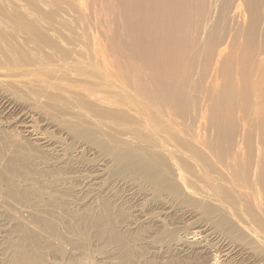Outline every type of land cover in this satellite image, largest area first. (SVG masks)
<instances>
[{
	"label": "bare ground",
	"instance_id": "6f19581e",
	"mask_svg": "<svg viewBox=\"0 0 264 264\" xmlns=\"http://www.w3.org/2000/svg\"><path fill=\"white\" fill-rule=\"evenodd\" d=\"M0 1H1L0 5L2 6V4H3L5 7L4 9L7 8L10 10V8H8V6H11V5H9L10 4L9 0H0ZM11 1H13V0H11ZM14 1L17 3L16 0H14ZM80 1H82V0H79L78 2H80ZM84 1H82V2L87 7L89 5V2L87 5V1H89V0H86L85 1L86 3ZM125 1L126 0H124V2ZM129 1H130V4H129V2H128V4L131 5L132 10H131V7H130V9L128 8L129 13H127V15H130V18H129V16H125V20H126V17H128L127 19L128 20L130 19L133 26L130 23H128L130 21L126 20V21H128L126 23V24H128V30L131 29V31L134 32L133 33L134 35L136 34V35L140 36V34H142L145 30L142 31V33H141L140 29H142V28L139 29V27H144L147 25L149 27L151 26L152 29H150V30H152V35L155 38L161 39L160 45H163V47H164L163 48L162 46H159V48L156 50V53L154 52L156 55H158L157 51H160V47L163 48L160 52L168 53V51L170 50V53H171L172 51H171L170 47H172V44H173V39H174L173 37H176L177 33L181 29V26L185 25L184 27H186V26L190 25V23L189 24L186 23V20H188L187 22H190V21L193 22V25L190 28L188 34L190 33L192 38H194V43H195V41L197 42V40L204 42L205 48H207L208 55L211 57V61L213 60L211 62L212 65L211 64L209 65L210 62L208 63V60L206 59L207 56L205 57V55H203V57H204L203 59L207 60L208 66H213V68L211 67V69H212L211 72L210 71L208 72V69L210 70V68L207 67L208 69L206 71L209 73L208 78L202 76V74H201L202 77H201V80H199V82L203 81V79H205V78H206L205 79L206 81L208 80V83L211 86L210 88L212 89V91L207 90L208 92L207 91L206 92L208 93V95L209 94H211V95H209V97H207V98L203 97V96L200 97V95H202L204 93V91L202 92V94H199L198 92L201 89V88H199V90H195V91H198V92H196V93H198L197 94L199 96L198 97L196 95V93L194 95V92H193L194 89H196V88H193V91H192V89L189 87H188V90H186V91L183 90V94H181L182 90H180V87L170 86L169 83L171 82V80L168 82L166 80H164L165 82L164 81L163 82H164L165 86L162 85V83H161L162 81H160L159 83L162 85L161 87H160V85L158 87H156V85L154 86V84L153 85H152V83L150 84L148 81H150L151 79H155L151 75H153V73H154V72L152 73L153 67H154V70L156 69L155 68L156 67V61L158 62V59L156 60V56H154V53L152 52L153 55H151V56H154L155 60H152L153 57L150 56L151 58L150 59L148 58L149 60H147V62H146L145 61V59H147L146 55L148 54L147 52H149V51L146 52L147 53L146 55H144L145 53L143 55H142V53L141 54L138 53L137 54L138 58H136V56H135L136 59L134 61H133V58H132V61L130 59V57H133L134 52L133 53L131 52L132 55H129L130 60H128V56H127L128 53H125L123 55L124 57L126 55L127 59L122 56L123 59H126L125 62H128V61L131 62V64L129 62L128 63H129V66L131 67V70H132L130 72L131 73L133 72V74H135L138 71L137 70L134 73L135 70L133 71V69H132L134 67L133 64L136 60L141 61V59H143L145 62H143V60H142V62L144 64L147 63V65H148V61H150V62H151V60L155 61L154 62L155 65H153V67L151 66V64L149 65V68L151 66L152 69H148V70L146 68H143V67H145V65L140 64V61H139V64L142 65L141 67H142L143 71L146 70V72L142 71L143 73H139L141 70V68H140L138 75L134 76L132 78L133 81L128 79L129 81H131L133 88H129L128 86L126 87V85H122V82H120L121 79L119 81V76H121V75H118L119 74L118 70H112V69L108 68V66L106 67L108 69L104 68L106 66V64L108 63L107 62L105 64V59L103 60L104 62L100 61V62H102L100 64H104L105 66L103 67L102 73L99 71V74H98V72H97V74H98L97 78L94 77L96 75V73L94 76H90V75L88 76V74H86L87 79L86 78L84 79L85 74H82L84 76H80L81 74L80 75L79 74L74 75L72 73L73 78H74V79H72V80H74V85H70L67 82V80H66V83L68 85H64L66 83L61 84L65 80H63L61 78L62 74L58 73L57 69L63 70V72H65L66 69L69 71H71V70L68 69V64L66 62L55 61V65H53V66L51 65V68L52 69L54 68V70L56 69L57 71L53 70L54 72L52 73V71L49 70L50 67L45 66V67H47V70L51 72L52 75H50V76L53 78V76H54L53 74H55L57 72V74H59L60 78L57 75L58 78H53L54 82H55V80L58 82H61L59 84H61L62 87H63V85L65 87L70 85L69 87H67V89L65 87H63V89H62L61 85H59V87H58V84H57V86H56V84L49 78L50 76L47 75L49 80H51L57 88L63 90V92L61 90L59 92V94H57L59 89L58 90H57V88L55 89L54 85L52 84L53 86H51V84L48 82L49 80H44V78H43V75H45L47 73L44 72L45 73L44 74L42 71L44 69H45L44 71H47V70H46V68H44L41 71L40 66L42 65L43 62L41 63L40 59L42 56L41 54H43V57H44V53L46 54L45 58L47 57V54L53 48L54 44H52V43H55L56 45L63 44L65 42V39H64V41L60 40V38L55 33L56 30L54 31L53 28H51L54 26L50 25L51 27H49L47 25V22L46 23L40 22V20H39L40 17H38L41 15L40 13L34 17L33 15L30 14V12L28 13V10H26V12H24V14H25L24 16L29 21V23L32 20V21H34V25L37 24L38 26H40V27L35 26L37 28V29H35L33 27L34 26L33 25L32 26L33 31L36 30L35 31L36 34L37 33L41 34L42 31L39 29L42 28V30H44L43 32H46L44 34H48V36H49L48 38L52 39L54 42H52V43L50 42L52 44V47H49L50 46V43H49L48 47H44V45H42L41 48H39L37 46L39 44V42H38V44L32 43L33 45L31 46L30 45L31 41H27V39H28L27 33L24 36V38H26V36H27V39L21 38L22 35L20 36V33L18 31L16 32V31H11L9 29H6L7 25L6 24H5L6 26L4 25V21L6 23L7 18H2L3 24H1V22H0V27H1L0 36L2 37V38H0V109L2 110V108H3L2 112H4V114L5 113H14L16 115V118L14 120L13 119L11 120V117H10L11 115L9 116L10 120L12 121L13 127H15L17 130L18 135L16 134V136L15 135L14 136H15V138L16 137L19 138V140H17V138L15 139V143H16V141H18L17 143L24 144V147L29 146L30 148L33 149V151H32L33 153L36 152L35 154L40 155L39 157H42V158H39L38 155H35L29 151L30 153H32V154H30L29 152H27L28 149L25 151V149H22L21 147H20L21 150L15 151L14 148L17 149L19 146L14 145L13 144L14 142L10 141V140H9L10 144H13L12 146L14 148L11 147L9 149L10 150L13 149L15 151V155L18 156L17 161L19 160V157L21 160L22 159H24V160H26V159L36 160L37 161V167H39L41 169L42 168L47 169L48 167L51 169L55 168L56 170L59 169L60 173H58V175L56 177L51 175L47 179H44V180H41L42 178L39 179V180H41V182L38 181L42 185L45 182L46 183L45 185H47L48 187H49V185H51V186L54 185V186H56V188L54 187L56 190L59 187V189H61V191L63 189V190H67V191L73 190V192H75L73 189L75 186L70 187V184H71L70 182L75 181V179L78 177V176L77 177L75 176V173L76 172L78 173L79 171H76L74 173L66 172L69 169L73 171L71 166H79V163H81L82 161L85 160V162H83L84 165H82L81 168H83L86 165H87L86 167L96 168V171H95V169L92 170V171H95V173H93L91 175L86 174L85 176L79 175V177H78L84 185V186L81 185L82 189L80 190V192L84 193V194L82 193L84 196L82 199L83 204L86 203L87 200H88L89 204L91 203V202H89L91 200L93 203V201L95 199L94 197L96 195H98V191H100V194H105V195L107 193L111 192L113 185H117V187L123 186L122 188H125V190H126V194L124 196H131V197L135 198L136 201L142 200V201H140V203L142 202V204H139V207L137 206L138 208L134 209L132 206L133 210L132 209L131 210L133 212L131 211V215L127 214V213L125 214L124 212L119 213V211L117 210L119 215H118V217H115L116 216L115 215L114 218H116V220H118V221L122 220V222L120 221L121 222L120 225H119V223H117L118 226L114 224L117 227H115L113 224L112 225H113V227H115L117 229L119 228L121 233L116 232L115 231L116 229H113V227L111 226L112 220L114 218L112 220L110 218V217H112V210L113 209L111 210V208H110L111 205L108 204V202H107L108 198L106 200L102 199L100 205H98L97 202H96L97 205L94 203V206L96 205L97 207L93 206V208L96 211H100L99 215H101L103 213L100 216V226H99V227L103 228L102 230H106L109 227V229L112 230L111 232H114L117 234V235H115L113 233V236H115L116 238L119 236H122V235L124 236V234H122V233H126V234L129 233L130 235L134 234V235H136L137 238H139L138 240L136 238L137 241L130 243V244H128L129 241L126 240L124 242L122 240L123 242H121L120 244H117L115 247L113 246L114 249L112 248L115 251V252L113 251L115 257L121 256V254H125V253L136 252V251H138V253H140L139 251H143L141 253L142 257L139 256L140 257V258L138 257L139 259L137 257H135L134 260L130 259V260H132L130 264H264V0H129ZM41 2L44 3V0H42ZM50 2L51 1H49V5H47L48 2L46 5L50 6ZM122 2H123V0H120L121 7H122ZM16 3H15V5L13 4V6H15V7L19 6ZM23 3H24V1H23ZM33 3H35V2H33ZM43 3H41V6L39 4L40 9L42 6H46ZM104 3H106V2H104ZM81 5H79V8H80V11L82 13L85 11L84 9H86V8H85V6L82 5L84 8L83 9ZM91 5L94 8H92V9L89 8V11L95 10L96 14H95V12H93L94 17H95V15L97 16V9H95V6L93 5V3H91ZM113 5H115V4H113ZM129 5H127V7ZM117 6L118 5H115V8ZM123 6L125 7L126 3L125 4L123 3ZM36 7H38V5H36ZM100 7H101V4H100ZM127 7H126V9L124 8L126 11H127ZM14 8H13V10H14ZM42 8L44 9V7H42ZM106 8L107 7H105V9ZM110 8L112 9L111 11H113V9L116 11H120V9L117 10L114 7L113 8L109 7V9ZM103 9H104V7L101 9V11H103ZM18 10H19V8H18ZM87 10L88 9H86V11ZM121 10H122V8H121ZM193 10L195 11V13L192 12ZM41 11H42V9H41ZM116 11H115V14H116ZM131 11H132V13H131ZM3 12H4V10H3ZM16 12H17L16 17H17V16H19L17 14H20V13H18V11H16ZM36 12H38V11H36ZM107 12L109 13V11H107ZM12 13H13V11H12ZM122 13H123V11L121 12V16H122ZM191 13H193L191 15L192 17H190V15H189ZM110 14H111V12H110ZM115 14H113V15H115ZM0 15H1V12H0ZM101 15L103 16L102 13H101ZM109 15H107L108 18H109ZM63 16L66 19H70V18H72L73 15L71 16L67 12ZM102 16H101V20L104 21V19H102L103 18ZM112 16L110 15V18ZM1 17H2V15L0 16V18ZM19 17L21 18V16H19ZM104 17L106 18V16H104ZM117 17H118V20L121 21L119 19L120 16H117ZM14 18L15 17H13V19ZM23 19H24L23 17L20 20L18 18V22H19L20 26L16 27L15 29L22 26V29L24 30L23 23L21 21ZM190 19H192V20H190ZM107 20H105V22ZM115 20L116 19L114 18V20H113L114 23H115ZM11 21H13V20H11ZM28 21H26L27 27H29ZM122 21L124 22V20H122ZM183 21L185 24L183 23ZM48 22L51 23L50 20ZM111 22H112V18H111ZM111 22H110V24L112 25ZM100 23H102V22H100ZM116 23H115V26H116ZM9 24H11V23H9ZM14 24L16 25V23H14ZM14 24L13 25L11 24V27L12 26L14 27ZM53 24H54V22H53ZM58 24H60V22H58V23L56 22L55 26H59V28L61 25L63 26L62 23H61V25H58ZM126 24H125V26H127ZM141 24L144 26H142ZM186 24H188V25H186ZM2 25L5 26V27H3V29L5 28L4 29L5 31L2 29ZM111 25H110V28L108 29L107 27H109V24H106L105 27L107 28V30L105 31L102 28L103 26L101 27V24H100V28L103 30L102 31V33L104 34L103 36L107 37V35H109V33H110V30H113L115 28V27H112ZM27 27H26V29H27ZM65 27H68V26H65ZM65 27H64L65 31H62L60 28V31L58 29V33H61V34H63V32L66 33L67 28L65 29ZM120 27H121V24H120ZM136 28H138L139 30H136ZM62 29H63V27H62ZM145 29H146V27H145ZM37 30H39L40 32L39 31L37 32ZM70 30H71V28H69V30H67L68 32L66 35H64V37L70 33ZM118 30H119V34H121L119 28L117 29V31ZM6 31L8 32L9 38H11V39H9V38L6 39L7 45H9V42H11V43L19 42L20 43L23 39H24V41L26 40L27 42H29L28 44H27V42L24 43V45L27 44L25 51L27 50V51H29V53H31L30 54L31 61H28V62H31V64L26 65V64H24V60H22L23 62L22 61L20 62L19 59H18V61H19V64H18V61L16 62V60H15V59H17L16 57H20V56H21L20 57V60H21L22 55H24L26 58L28 53H27V55H25V53L24 54L19 53V55H20L19 56V55H15L16 50H14L13 47H12V49L15 51L14 55H12V53L10 54V52H8V50H6V49H9V51L11 50V45H10V47L7 46L8 48H6V44H5L6 40L4 37V36H6L5 35ZM27 31H28V29H27ZM104 31L105 32L108 31V33H106L107 35H105ZM31 32H32V30L30 29L28 31V34L30 35ZM115 32H116V30H115ZM121 32H122V30H121ZM102 33L100 30V34H102ZM122 33H124V30ZM144 33H146L147 37H148L147 31ZM22 34H24V33H22ZM40 34H38L39 37H40ZM129 34L127 36H130ZM115 35L119 36L118 33H115ZM125 35L126 34H124V39L130 38V37L125 38ZM132 35H131V38H134V35H133V37H132ZM181 35H183L182 36V38H183L182 41H183L186 37L184 38L185 34H183V33H180L179 36H181ZM35 37H37V36H35ZM147 37H145V39H147L149 42H153V41H150L153 38L148 37L149 38L148 39ZM31 38H30V40H32ZM40 38H42V40H44L45 42H48V40H49V39H46L47 37L46 38L40 37ZM121 38L123 39V36ZM177 38H178L177 41H179V39L181 37L179 38L177 35ZM114 39H116V38H114ZM119 39H117V41H119ZM137 39H139V38L135 39L136 44L137 43L139 44ZM159 39H157V40H159ZM33 40H35V39H33ZM102 40H104V39H102ZM147 40H145L143 42L140 41V42L144 43V45H147L148 44ZM12 41H14V42H12ZM189 41H190V39L188 40V44H189ZM191 41H193V40H191ZM100 42H102L101 39H100ZM109 42H110V39H109ZM145 42H146V44H145ZM175 42H174V44H176ZM186 42H183V43L186 44ZM102 43H104V42H102ZM121 43H123V40H122V42L120 41V44ZM194 43L191 44V46L194 45L192 47H196V52H198V53H196V52H193V54L190 53L193 57L195 55L194 53H196V55H199V51L202 50L201 49V46H202L201 43L199 45L200 49L197 45L195 46ZM21 44L23 45V43H21ZM140 44H139V46H140ZM14 45L16 46L17 44H14ZM114 45L115 46L117 45V47L119 46L118 44H115V43H114ZM114 45H113V47H114ZM130 45H132V44H130ZM130 45L128 44L129 47H130ZM102 46L100 45V48ZM109 46L110 45H108V47ZM139 46H138V49H139ZM149 46H152V48L150 50H152V51L155 50V47H153V43H152V45L150 43ZM2 47H4V48H2ZM103 47H105V44ZM108 47L107 48L105 47V49L107 50ZM117 47H115L114 49H116ZM121 47L119 48L120 50L119 49L116 50L117 53L121 52ZM125 47H127V41H126ZM129 47H127V49ZM144 47H146V46H144ZM157 47H158V45H156V48ZM175 47H176V45H175ZM182 47L186 48V46H184V44ZM197 47H198L199 51L197 50ZM188 48H189V45H187V50L184 49V52L185 51L188 52L189 50L193 49V48H191L188 50ZM1 49H3V51ZM105 49L104 50L102 49L103 51H100V53L101 52L103 53V54L101 53L102 55H100V56L104 57V55H107V54L110 55L111 54L114 57H118V56H115V53L114 54L111 53V51L109 52L107 50L109 52V53H107V51H105ZM114 49H111L112 52H116ZM127 49L124 48V51L123 50L122 51L125 52V50H127ZM130 49H132V51H133L134 45H133V47L131 46ZM146 49L149 50V48H146ZM136 50H135V52H136ZM23 51H24V48H23ZM104 51L107 54H105ZM123 52H122V54H123ZM122 54H120L118 57V62H119L118 65L119 66H120V63L122 64L124 62V61H121V55ZM175 54H176V52H175ZM201 54H203V53H201ZM141 55H142V57L140 58ZM181 55L182 56H180V57L184 58L183 55L187 56L189 54L182 53ZM196 55H195L196 59H193V60H197ZM14 56H15V59H14ZM143 56H145V57H143ZM148 56H149V54H148ZM166 56H167V54H166ZM168 56H169V59L171 60L170 55H168ZM178 56H177V58H178ZM190 56L188 58H190ZM234 56H241V57H239V60H240V58H242V60H240L239 63L241 62V64H240V65H242L241 69L242 68L243 69L242 70L238 69L240 71V72L237 71V72H239V74L236 72V70L234 71V69L232 71L236 72L238 75H241L242 78H245L247 80V82L245 79H244L245 80L244 81V80H241L242 78H240V80H238V81L239 82L241 81L240 83H242L244 81V84L242 83L239 85H241V86L243 85V86L241 88L240 87L238 88V86H237L238 84H236L237 88L235 87L236 88L235 89L234 87H232L233 88L232 89L233 91H232L230 87L226 86L227 89L224 87L225 86V78L224 79L222 78V83L224 82V84H222L223 85L222 88L220 90L217 88L215 89V86H216L215 82L217 81V80L215 81L217 69L222 70V67L220 68L219 66L222 65V62L224 59L226 62L225 57H227L228 60L230 61L229 58H233ZM43 57H42V60L45 59V58L43 59ZM200 57H202V56L200 55L199 59H200ZM210 57L208 59H210ZM175 58L176 57H174V59ZM185 58L187 59V57H185ZM192 58H190V60ZM160 59L161 58L159 57V61L163 62L162 59L161 60ZM188 60H187V64H185V66L187 65L189 67ZM206 60H204L205 64H206ZM115 61L116 60H114V62ZM169 61H168L169 64L167 67H169V65L171 63ZM173 61H172V63H174ZM175 61L177 62V60H175ZM178 61H181V59ZM199 61H197V62H199ZM231 61L227 62V64H229V63L231 64ZM234 61H235V59H234ZM109 62H111V64L113 63L112 61H109ZM132 62H133V64H132ZM137 62L138 61H136L135 65L138 64ZM161 62L159 63V65L162 64ZM10 63L12 65H14V67H12L10 65ZM21 63L23 65H21ZM26 63H27V61H26ZM164 63H165V61L163 62V64ZM181 63H183V61ZM194 63H196V62H194ZM163 64L161 66H163ZM177 64H180V63L177 62ZM177 64H176V66L179 69H181L180 70V72H181L182 68H180ZM183 64H180V66L184 67ZM234 64H236V63L234 62ZM8 65H9V67H8ZM159 65L157 66L158 71L159 70L163 71V69H164L165 72L164 71L163 72L166 74V71H168V69L166 68V63H165V66H163L160 69H159ZM190 65H192V63ZM197 65H199V64L197 63ZM197 65L195 66L196 68H197ZM48 66H50V65H48ZM222 66H224V65H222ZM229 66H232L233 68H235L233 64L229 65ZM135 67H138V66H135ZM188 67H187V69L189 72H187V69L184 67L186 70L185 72H187L186 74L189 73L190 76L196 75V74H191L190 69L192 72L193 68H190L191 67L190 66L189 67L190 69H189ZM195 67L193 69V72H195V70H196ZM41 68H43V65L41 66ZM120 68H121V66H120ZM127 69H130V68L127 67ZM171 69L169 67V71ZM175 69H176V67L173 68L174 71H175ZM200 69H202V68H200ZM200 69L198 70V73L201 72ZM253 69H255V70H253ZM38 70L41 71L39 73L43 74L42 77H40L41 74L38 73V75L40 77L39 79L43 78L44 81L38 80V77L36 79L35 78L33 79V77H32V76H34L33 74L34 73L36 74V72ZM121 70L125 71V69L124 70L121 69ZM225 70L227 71L228 68H225ZM225 70H224V73H226ZM148 71H151L150 73H152L151 75L148 74L149 76L147 75V73H149ZM169 71L167 72V74L169 73ZM252 71H255V75L254 74L252 75V73H253ZM156 72L157 71L155 70V73ZM160 72L155 74V76L156 75L160 76V74H161V78H165L167 74L165 75V74H162ZM177 72L180 74L179 70ZM222 72L223 71H221V73ZM227 72L229 74V70ZM100 73H101V77H100ZM195 73H197V71ZM204 73H205V71H204ZM221 73L219 74V76L221 75ZM143 74L147 76V79H146V76H144ZM189 74H188V76H189ZM235 74H234V76H235ZM72 75L70 74V72L68 74L65 73L64 78H71ZM171 75L172 74H170L169 76L171 77ZM173 75L171 77V79L173 78L172 82L175 80L174 77H175L176 73L174 76ZM183 75H185L184 70H183ZM198 75L199 76H197L196 78L194 76L196 82H197V78L198 77L200 78V73ZM222 75H225L224 77H226L227 73L222 74ZM222 75H221V77H222ZM36 76H37V74H36ZM47 76L46 75L44 76L45 79ZM163 76H165V77H163ZM177 76H178V74H177ZM188 76H186V78ZM190 76H189V79L191 80ZM248 76L250 78H248ZM88 77L89 78L91 77V79L89 80ZM148 77L149 78L151 77L150 80H148ZM235 77H237V76H235ZM228 78H230V76ZM234 78L232 77V79H234ZM143 79H144V81L146 79V81L144 82ZM181 79H182L181 83L186 81L185 79H184L185 80L184 81L183 78H181ZM192 79H193V77H192ZM219 79L217 81L218 83H219ZM137 80H140V81H137ZM158 80H160V78ZM195 80H193V81H195ZM226 80H227V78H226ZM129 81H127V82H129ZM155 81L157 82V79H155ZM175 81H177V83H178L179 80L176 79ZM206 81H205V85L207 83ZM166 82L169 84L168 87L166 86L167 85ZM189 82L187 81V83H189ZM199 82L197 84H199V86L201 87L202 83L200 84ZM232 82L233 81H231V83ZM192 83H193V86L195 87V85H194L195 83L194 82H192ZM227 83L231 84L229 82H226V84ZM148 84L150 87L154 86L156 89L160 88L159 90H156V92H154L155 90L154 91L152 90L155 93V94L153 93L154 96L150 95V93H152V91H150V92L148 91L149 94L146 93V90H147L146 86H148ZM205 85H203L202 87H205ZM206 86H208V84ZM36 87L37 88L41 87L39 94L37 93L39 89H37V91H36V89H35ZM43 87H45V89ZM53 87H54V90H57L56 94L55 93L54 94L56 96H58L59 100L61 101V102L59 101L58 104L56 102L57 97L54 96V94H53V96H51L52 95L51 90H50L51 92H49L50 94H48V95H50V100H48L49 99L48 95H46L47 96L45 99L46 101L43 99V97H45L44 94L46 91L43 92V94H42L43 96H40V94L42 93L41 92L42 88H43V90H49V88L52 89ZM162 87H164V88L167 87V88L164 89L163 91H161ZM218 87H219V85H218ZM64 88H65V90H64ZM228 88H230V89H228ZM29 89H32L35 92V94L36 93L38 94V99L36 98L37 96L33 97V95H35V94L32 93V90L30 91ZM185 89H187V88H185ZM223 89H225V90H223ZM28 90L30 91V93L32 95L27 92ZM216 90L218 92L220 91V93L217 94ZM158 91H160V92L157 93ZM17 92L21 93L22 95L24 93L23 96H25V95L27 96V94H29V96L20 97L21 95ZM53 92H55V91H53ZM209 92H211V93H209ZM238 92L240 94L242 93L241 97H243V98L246 97L244 99V101L245 102L247 101L245 104L246 108H243V109L241 108L240 111H236L237 107L234 108V106H233L234 104L238 105V103L236 101H233V99L237 100V99H235L236 96H234V95ZM47 93L48 92H46V94ZM139 94H142V96H140ZM143 94H145L147 96L145 97V95H143ZM231 94H232V96H231ZM17 95H18V99L16 98ZM148 95H150V97ZM242 95H244V96H242ZM194 96H196V98L199 99L198 102H197L198 99L196 100L194 98ZM230 96H231V98H229ZM237 96H239V94H237ZM19 97L25 98L27 100L25 101V103H23L22 100H25V99H22L21 100L22 102H21V101H19L20 100ZM41 97L45 101L43 106L44 105L46 106L45 103H47V101H49L48 104L50 102H52L51 98L55 102V103L53 102L54 108L56 106L58 107L59 104L62 106H63V104H66L65 107L63 106L64 112L63 113L61 112V115H60L58 113L59 112L58 111L57 112L58 117L55 115H52V112L54 113V111H53L54 109L52 108L53 107L52 103H50V106H52L51 108L47 109L48 107L46 106V109L48 111L46 109H44V110L41 109V105L43 102V100L41 101ZM151 98L154 100L153 102H152ZM228 98H229V100L233 98L232 99L233 102L228 103L227 102ZM240 102L242 103V101H240ZM61 103H63V104H61ZM231 103H233V104H231ZM22 105H25L26 107H23ZM241 105L243 106L244 104L242 103ZM62 106L58 107V108H60L62 110V108H63ZM234 109H236L234 117L237 113L238 114V116L236 115L237 118L232 117L233 113H234ZM50 110L52 111V112H50L52 117L50 116V114H48ZM56 111H57V108H56L54 114H56ZM37 118H41V120L43 119L46 127L48 126L47 128L59 131L62 134L61 137L55 138L53 136L54 133H52L53 137H51L50 135L46 134V132H45L46 130L39 131V129H38L39 126L37 124L38 122L36 120ZM245 118H250L249 121H251L252 123H253V121H255L254 123H258L260 130H258V131L252 130L251 122H249V121L248 122L250 123L251 127H248L246 122H245ZM246 120H248V119H246ZM48 121H50V122H48ZM0 123H2V122L0 121ZM254 123L252 124L253 126H255ZM46 127H44V128H46ZM253 129H256V127L255 128L253 127ZM0 131H1V126H0ZM11 131H12V129H11ZM7 132H9V131H7ZM11 136H12V133H11ZM5 138L7 139L6 136H5ZM12 138H13V136H12ZM2 139H3V137H2ZM9 139H11V138L9 137ZM66 140H69L70 143L67 144ZM3 141L5 143L7 140L4 139ZM9 141L7 142V144H9ZM3 145H5V144H3ZM15 146H17V147H15ZM2 147H1L2 152L0 151V154H1L0 155L1 156L0 157L1 158L0 159V169H1V165H3V162L5 160L4 158L8 157L9 152H11L8 149L6 150L7 146L6 147L4 146L5 147L4 150ZM8 147H10V146L8 145ZM32 149H30V150H32ZM13 150H12V153H13ZM3 151H5V152H3ZM12 153H11L12 156L10 155V157H13ZM84 156H90L91 159L90 160L83 159ZM13 158L16 159L15 157H13ZM11 164H13V163H11ZM11 164L9 163V166ZM25 164H23V165H25ZM5 167H7V166L5 165ZM39 168H37V169L35 168V172H37V170ZM63 170H66V171L63 172ZM1 171H3V170H1ZM11 171H13V170H11ZM11 171H9V172H11ZM39 171H41V170H39ZM39 171L37 172L38 175L36 174L37 176L40 175ZM92 171H90V172H92ZM30 173H32V171ZM30 173H28L29 176L31 175ZM63 173H65V174H63ZM87 173H89V172H87ZM28 174L26 175L27 177H28ZM71 174H73L74 176ZM5 176H7V175H5ZM12 176H13V174H12ZM26 176L24 177L25 180L22 178V180H20V181L14 180L13 182H11V184L9 183L10 185L8 183H7L8 185L5 184L6 187L7 186L10 187V190L8 193H6L5 196H2L0 198V200H1L0 204H2L1 207H3L4 204H5V206L7 205L6 203H11V202L16 203L15 199H17V197H19L18 196L19 194H22L24 197H25V195L27 196L28 194H31V197H32L31 200L34 202L31 204L36 205V207H34V205L29 206L31 200H30V202H26V200L25 199L23 200V197L20 196L19 198H22V200L25 201L24 203H28V204H26V205L22 204V200H21V205L17 204V205H20L19 207H21V208H19V209L15 208L18 211H16L15 209H14L15 211H13V209L11 210L13 212H17L18 214L20 213V215L23 214V215H27L28 217H32V219L29 220V222H28L26 220H21L22 219L21 217L23 215L21 217L18 216V217H20L21 223H20V226H18L16 223V226H18V227H15V228H18V229L15 230V234H16L15 238L19 237L21 239L16 240L14 238V240H16V241L12 242V240H11V242H10L9 239L6 238L9 241L10 246H8L7 249H6L7 246H5V248H4V249H6L5 251H4V249L2 251L1 245L3 244V241L5 242L7 240L1 241L3 239V237H0V243L2 242L0 245V249L2 252H4L5 255H8L7 257L4 255L3 258H0V264H6V263L7 264H44V263H41L40 261L38 263V261H36L34 258L35 257L34 254H33L34 259L32 258L31 254H32V252L34 253L33 248H32V247H34V244L32 245L31 243H27V242H33L36 239V237L39 235L38 243H41V242L48 243L50 237L52 238V236H53V234H52V236L47 235L46 237H49V239L46 238L48 241H46V239L40 238V234H43L44 232L46 234L51 233L49 230L54 228L53 225L55 222L54 223L50 222L51 223V224H49L50 226L53 224L51 229L48 228L49 226H47V229L45 228V226L49 222H46V224H43L44 228H42V230L43 229H46V230H44L43 233H39L42 231L41 230V226H42L41 222L42 221H40L41 220L40 216L43 217L42 215L44 214V210H43V212H41L40 210L38 211L37 205L40 206V203H42V202H48V203L51 202L53 204L54 203L56 204L58 199L61 197L59 195L56 196L55 193H54L55 195L53 193H51V191H53V192L56 191L55 189L52 190L53 186L51 187V190L47 191L46 193L42 192V191L41 192L38 191L39 189L35 190L36 188L34 189V186L38 185L37 181L35 180L37 184H35L33 186L34 183L31 180H29V177L27 178ZM37 176H34V174H33L30 177V179L32 177L35 178ZM40 176H42V172H41ZM66 184H67V186H66ZM45 185H43V186H45ZM47 186H45V187L48 188ZM48 189H50V188H48ZM75 190H76V188H75ZM92 190H94V191H92ZM61 191H58V193ZM19 192H22V193H19ZM70 192H72V191H70ZM62 193H64V192L62 191ZM59 194H61V193H59ZM67 194H69V191ZM67 194H65V195H67ZM65 195H64V197H65ZM69 196H71V195H69ZM19 198H18V203L20 201ZM65 198H69V197L67 196ZM13 199L15 201H13ZM124 199H125V197H124ZM110 201H112V199ZM62 202H63V200H62ZM66 202H68V201L66 200ZM78 202H80V201H78ZM119 202H120V200H119ZM68 203L66 204V206L68 205V208H69ZM110 203L112 204V202H110ZM44 204H43V206H44ZM83 204H79V206L80 205L83 206ZM74 205H76V204H74ZM114 205H115V203H114ZM135 205H138V204H135ZM60 206H58L57 209L60 208ZM113 206H112V208H113ZM11 207H13V206H11ZM61 207L64 209V206H61ZM71 207H74L73 204ZM7 208H8V205H7ZM118 208H120V206H118ZM34 209H36L37 211H35ZM71 210H72V208H71ZM80 210L82 211V209H80ZM72 211H75V209ZM78 211H79V208H78ZM96 211H94V212H96ZM104 211L107 212L106 217H104V215H105ZM75 212H77V211H75ZM75 212H73V213H75ZM39 213H43V214L40 215ZM66 213H68V212L66 211ZM84 213H85L84 215L82 213H81L82 215L81 214L73 215L72 213L71 214L73 215V218H76L74 216H78V218L81 217L85 221V223H86L87 219H89L87 222H89L90 220H93V219L97 220L96 219L97 217L96 218H92V217L87 218V216H89L88 214H90L91 212L88 213V211H87V213L86 212H84ZM67 215H70V213H68ZM72 215H71V217H72ZM97 216H98V213H97ZM18 217L16 220L19 219ZM28 217H26V218H28ZM127 219H129V220H127ZM33 220H34V222H32ZM77 220H80V218ZM83 220H81V222ZM116 220H115V222H117ZM98 222H99V220H98ZM93 224H94V222H93ZM55 228L57 229V227H55ZM104 228H106V229H104ZM56 229H53L54 234H58V233H55ZM68 229H70V228H68ZM65 230H67V229H65ZM119 230H117V231H119ZM48 231H49V233H47ZM85 231H88V230H85ZM80 232L83 233V231H80ZM129 234H127V235H129ZM6 235L8 236V234H6ZM65 235H66V233H65ZM79 235H81V234H79ZM109 235H111V234H109ZM126 236H124V237H126ZM132 236L133 235H131V238H133ZM10 237L11 236H8V238H10ZM13 237H14V235H13ZM105 237H107V236H105ZM122 237H121V239H122ZM42 238H44V237L42 236ZM54 238H55V236H54ZM54 238L50 239L51 240L50 244L56 239V238L55 239ZM74 238H76V237H74ZM82 238L84 239V237H82ZM127 238H130V237L128 236ZM78 239L81 240V238H78ZM83 239L81 241H82V243H85L84 242L85 239L84 240ZM59 240H60V238H59ZM67 240H69V239H67ZM132 240L134 241V239H132ZM132 240H130V241H132ZM64 241H65V239H64ZM71 241H72V238H71ZM99 241H103V239H101V240L99 239ZM87 242L88 241H86V243ZM119 242H120V240H119ZM58 243H60V242H58ZM91 244H92V242H91ZM103 244H102V246H103ZM109 244H111V243H109ZM70 248H72V247H70ZM89 248H87V249H89ZM43 250H45V249H43ZM86 250H85V253H86ZM100 250H103V249L101 248ZM30 252H31V254H30ZM118 252H119V254H118ZM70 253L72 254V252H69V254ZM82 253H84V252H82ZM90 253H89V255H90ZM105 253H107V252H105ZM105 253H104V255H105ZM102 254H103V252H102ZM135 254L137 256V253H135ZM30 255H31V257H30ZM93 255L95 256L94 253H93ZM114 255H112V257H114ZM100 256H101V254H100ZM127 256H128V254H127ZM134 256H133V258H134ZM90 257H91V255H90ZM112 257H108V258H112ZM67 258H69V257H67ZM78 258H80V257H78ZM71 259H73V258H71ZM95 259H98V258H95ZM74 260H75L74 262L73 261L71 262L72 264H98L96 261H93L94 260L93 258H91V260H90L88 257L81 258V259L75 258ZM127 260L128 259H126L125 261H127ZM117 261H118V259H117ZM123 261L124 260H122V262ZM43 262H45V261H43ZM49 262L48 263L46 262V263L49 264ZM107 262H108V260L103 262L102 264H109L110 261L108 263ZM120 262H121V260H120ZM58 263H59V261L57 262V264ZM63 263H65V261ZM112 263H110V264H112ZM52 264H55V263H52Z\"/></svg>",
	"mask_w": 264,
	"mask_h": 264
},
{
	"label": "rangeland",
	"instance_id": "374dc122",
	"mask_svg": "<svg viewBox=\"0 0 264 264\" xmlns=\"http://www.w3.org/2000/svg\"><path fill=\"white\" fill-rule=\"evenodd\" d=\"M17 1V3L13 0V1H11V0H9V2H10V4L9 5H11V6H8V8H10V10L9 9H4L5 7H4V5L2 4V6L0 5V12H1V15H2V17L0 18V22H1V24H3L2 23V21H3V19L2 18H7L6 19V23H5V21H4V25L6 24L7 25V27H6V29H9V30H11V31H18L19 33H20V36L22 35V37L21 38H24V36L26 35V33H27V35H28V39H27V36H26V38H24V39H27V41H31L30 42V45L32 46L33 44L32 43H36V44H38V42H39V44L37 45L39 48H41V46L42 45H44V47H48L49 46V43L51 42H54L52 39H49L48 37V34H44V33H46V32H43L44 30H42V28H40L39 30H41L42 32H41V34L43 35H41L40 33H37L36 34V30L35 29H37L35 26H37V27H40V26H38L37 24L36 25H34V21H30V23H29V21L26 19V17L24 16L25 14H24V12H26V10H28V13L30 12V14L31 15H33L34 17L36 16V15H38L39 13L41 14L40 16H38V17H40V22H44V23H46L47 22V25L49 26V27H51L50 25H52V26H54V27H51V28H53V30L55 31V33H56V35L60 38V40L61 41H64V39H65V42L63 43V44H59V45H56L55 43H52V44H54L53 45V48H52V50L47 54V57L45 58V53H44V57H43V54H41L42 56H41V63H42V65H43V68H41V66H40V69H41V71L44 69V68H46V70H47V67H50V69L49 70H51L52 71V73L56 70H54V68L52 69L51 68V65L53 66V65H55V61H62V62H66L67 64H68V69H70L71 71H69V70H65V72H63V70H59V69H57L58 70V73H60V74H62L61 75V78L63 79V80H65L63 83H61V82H58V81H56L55 80V82H54V79L53 78H58L57 77V75L59 76V74H57V72L55 73V74H53L54 76H53V78L50 76V75H52L51 74V72L50 71H42L43 73L44 72H46L47 74H45L46 76L48 75V76H50L49 78L56 84V86H57V84H58V87H59V85H61V84H64V83H66V80H67V82L70 84V85H74V80H72V79H74L73 78V75H72V73L74 74V75H80V76H84V75H82V74H85V77H84V79L86 78L87 79V76H86V74H88V76L90 75V76H94L95 75V73H96V75L94 76L95 78H97L98 77V74H99V71L102 73V71H103V67L105 66L104 64H100V63H102V62H104L103 60L105 59V64H106V66L104 67L105 69H108V68H110V69H112V70H118L119 71V74L118 75H121V76H119V81H120V79H121V81L120 82H122V85H126V87L128 86L129 88H133V86H132V83H131V81H129V80H132V78L134 77V76H137L138 75V72H139V70H140V68H141V70H140V72L139 73H143V72H146V70L145 71H143V69H142V65H140V64H144L143 62H147V60H149L151 57H153L152 58V60H155L154 59V56H156V60L158 59V62L156 61V73H155V70H154V67H153V65H155L154 64V62L155 61H152L151 60V62L150 61H148V65H147V63H145L144 65H145V67H143V68H146L147 70L148 69H152L151 68V66L153 67V69H152V73H153V75H151L152 73H150L151 71H148L149 73H147V75L148 74H150L151 76H153V78H155V79H157V82L155 81V79H151L150 80V78L148 77V80H150V81H148L150 84L152 83V85L154 84V86L156 85V87H158L159 85H160V87L162 86V85H164V80H166L167 82L168 81H170L171 80V82H172V79H171V77H172V75L174 74L175 75V73H176V75H175V77H174V79L176 80V79H178L179 81H178V83H177V81H173L172 83L170 82L169 84H170V86H176V87H180V90H182L181 91V94H183V90L184 91H186V90H188V87L189 88H191L192 89V91H193V88H196V89H194V95H195V93L196 92H198V91H195V90H199V88H201L200 90H199V94H202V92L204 91V93L202 94V95H200V97H209V95H211V94H209L208 95V91L207 90H211L212 91V89L210 88L211 86L209 85V83H208V80L206 81L205 79L206 78H208V72L210 71L211 72V67L213 68V66H208V63H209V65L211 64V62L213 61H211V57L208 55V52H207V48H205V44H204V42H202V41H199V40H197V42L195 41V43H194V38H192V36L190 35V33L188 34V32H189V30H190V28L192 27V25H193V22L192 21H190V20H192V19H190L189 21L190 22H187L188 20H186V23H190V25H188V24H186V25H188V26H186V27H184L185 25H183L182 23V25L183 26H181V29H180V33H183V34H185L184 35V40L182 41V36L183 35H181V36H179L180 35V33L178 34L177 33V35H178V37L181 39H179V41H177L178 40V38H177V35H176V37H173L174 39H173V44H172V47H170L171 48V53H170V50L168 51V53H162V52H160L164 47H163V45H160L161 43H160V41H161V39H159V38H155L153 35H152V30H150V29H152V27L150 26H144V25H142V26H144V27H139V29L140 28H142V29H140L141 30V33H142V31H144V32H146L147 31V33H148V37L149 38H153L152 40H150V41H153V42H149L147 39H145V37H147V34L146 33H142V34H140V36H138V35H134L133 33V31H131V29L130 30H128V24H126L128 21H130V19L128 20L127 18L128 17H126V20H128V21H126L125 20V16H129V18H130V15H127V13H129L128 11H129V9H130V7H131V5H129L130 4V1L129 0H126L125 2H124V0H123V2H122V7H121V4H120V0H89V1H87V5H88V2H89V5L86 7L85 6V4L82 2V1H84V0H82V1H80V2H78L77 0H44V3L43 2H41L42 0H16ZM23 1H24V3H23ZM27 1V2H26ZM49 1H51L50 2V6H47V5H49ZM53 1V2H52ZM86 1V0H85ZM84 1V2H85ZM96 1V2H95ZM1 2V1H0ZM33 2H35V3H33ZM47 2H48V4H47ZM104 2H106V3H104ZM116 2V3H115ZM118 2V3H117ZM128 2H129V4H128ZM15 3L16 4H18L19 6H17V7H15V6H13V4L15 5ZM28 5H27V4ZM41 3H43V4H47L46 6H42V7H44V9L41 7V9H42V11H41V9L39 8L40 6H41ZM76 3V4H75ZM83 3V4H82ZM86 3V2H85ZM91 3H93V5L95 6V9H97V16L95 15V17H94V14H93V12H95V14H96V11L94 10H90L89 11V8L90 9H92V8H94L92 5H91ZM109 3V4H108ZM111 3V4H110ZM123 3L125 4L126 3V6L124 7L123 6ZM33 4V5H32ZM39 4H40V6H39ZM74 4V5H73ZM78 4V5H77ZM85 6V8L86 9H88L87 11H86V9H84L83 8V6ZM100 4H101V7H100ZM113 4H115V5H118L116 8H115V5H113ZM120 4V5H119ZM36 5H38V7H36ZM79 5H81L82 6V8L85 10L84 12H82L81 13V11H80V8H79ZM99 5V6H98ZM127 5H129L128 7H127ZM31 6V7H30ZM78 6V7H77ZM98 6V7H97ZM3 7V8H2ZM15 7V8H14ZM97 7V8H96ZM104 7V9H103V11H101V9ZM105 7H107L106 9H105ZM109 7H114L115 9H117V10H119L120 9V11H116V10H114L113 9V11H111L112 9L110 8L109 9ZM126 7H127V11L125 10L126 9ZM13 8H14V10H13ZM18 8H19V10H18ZM31 8V9H30ZM79 8V9H78ZM121 8H122V10H121ZM125 8V9H124ZM129 8V9H128ZM21 9V10H20ZM37 9V10H36ZM40 9V10H39ZM3 10H4V12H3ZM7 12H6V11ZM106 10V11H105ZM131 10H132V7H131ZM12 11H13V13H12ZM16 11H18V13H20V14H17V15H19V16H21V18L19 17V16H17L16 17ZM21 11V12H20ZM36 11H38V12H36ZM105 11V12H104ZM107 11H109V13L107 12ZM115 11H116V14H115ZM123 11V13H122V16H121V12ZM126 11V12H125ZM69 13L71 16H72V18H70V19H66L63 15L65 14V13ZM81 14H80V13ZM91 12V13H90ZM110 12H111V14H110ZM192 12H194L195 13V11L193 10ZM101 13L103 14V16L101 15ZM108 13V14H107ZM131 13H132V11H131ZM130 13V14H131ZM4 14V15H3ZM112 16L113 14H115V15H113L111 18H112V22H111V18H110V15ZM125 14V15H124ZM193 13H191V14H189L190 15V17H192L191 15H192ZM0 15V16H1ZM15 15V16H14ZM107 15H109V18L107 17ZM195 15V14H194ZM193 15V16H194ZM101 16L103 17L102 19H104V21L103 20H101ZM104 16H106V18L104 17ZM117 16H120L119 17V19L122 21V20H124V22L122 21H119L118 20V17ZM13 17H15L14 19H13ZM22 17L24 18L23 20H21L22 21V23H23V28H24V30L22 29V26L21 27H19V28H17V29H15L16 27H18V26H20L19 25V22H18V18H19V20L20 19H22ZM11 18V19H10ZM37 18V17H36ZM114 18L116 19L115 20V23H116V26H115V23L113 22V20H114ZM10 19V20H9ZM108 19V20H107ZM9 22H8V21ZM11 20H13V21H11ZM38 20V19H37ZM43 20V21H42ZM50 20V22L51 23H49L48 21ZM101 20V21H100ZM105 20H107L106 22H105ZM11 21V22H10ZM26 21H28V25H29V27H27V22ZM126 21V22H125ZM185 21V20H184ZM184 21H183V23H184ZM16 23V25L14 24V23ZM53 22H54V24H53ZM56 22L58 23V22H60V24H58V25H61V23L63 24V29H62V27L60 26V28H61V30L62 31H65L64 30V27L65 26H68V27H65V29L67 28V30H69V28H71V30H70V33L67 35V36H65L64 37V35H66L67 34V30H66V33H64L63 32V34H61V33H58V29H59V31H60V28H59V26H55V24H56ZM100 22H102V23H100ZM110 22L112 23V25L110 24ZM119 22V23H118ZM8 23V24H7ZM9 23H11L12 25L14 24V27L12 26L11 27V24H9ZM104 23V24H103ZM127 25V26H125V24ZM128 23H130L131 25H132V23H131V21L130 22H128ZM100 24H101V27L103 28V30H107V28L109 29L110 28V25L112 26V27H115L113 30H110V33H109V35H107L106 33H108V31L107 32H105L104 31V33H105V35H107V37L106 36H103L104 34L102 33V29L100 28ZM106 24H109V27H105V25ZM119 24V25H118ZM120 24H121V27H120ZM129 24V25H130ZM185 24V23H184ZM5 25V26H6ZM34 25V26H33ZM140 25V26H141ZM5 26H3L2 25V29H3V27H5ZM27 27V29H28V31L31 29L32 30V32H31V34L29 35L28 34V31H27V29H26V27ZM32 26L35 28L34 30L35 31H33V28H32ZM133 26V25H132ZM111 27V28H112ZM123 27V28H122ZM145 27H146V29H145ZM184 27V28H183ZM11 28V29H10ZM14 28V29H13ZM106 28V29H105ZM120 29V33L122 34H119V30L117 31V29ZM130 28V27H129ZM149 28V29H148ZM5 29V28H4ZM3 29V30H4ZM138 28H136V30H139ZM0 30H1V27H0ZM23 30V31H22ZM39 30H37V32L39 31ZM100 30H101V33L102 34H100ZM115 30H116V32H115ZM121 30H122V32H123V30H124V33H122L121 32ZM149 30V31H148ZM5 31V30H4ZM21 31V32H20ZM61 31V32H62ZM112 31V32H111ZM132 33H131V32ZM187 33H186V32ZM34 32V33H33ZM40 32V31H39ZM118 33V35L119 36H116L115 35V33ZM130 34H129V33ZM151 32V33H150ZM6 34V36H4L5 37V40L6 39H8L9 38V36H8V32L6 31L5 32ZM22 33H24V34H22ZM130 35V36H127L128 34ZM150 33V34H149ZM14 34V33H13ZM38 34H40V37H43V38H46V39H49L48 40V42H45L44 40H42V38H40L39 37V35ZM124 34H126L125 35V38H127V37H130L129 39L127 38V39H124ZM134 35V38H131V35ZM115 35V36H114ZM133 35H132V37H133ZM145 35V36H144ZM174 35V36H175ZM187 35V36H186ZM189 35V36H188ZM3 36V35H2ZM32 38H31V37ZM35 36H37V37H35ZM111 36V37H110ZM123 36V39L121 38ZM191 36V37H190ZM121 39H119V38ZM147 37V38H148ZM189 37V38H188ZM0 38H2L1 36H0ZM30 38L33 40V39H35V40H30ZM113 38V39H112ZM114 38H116V39H114ZM136 38H139V39H137V41L139 42V44H140V46H139V44L137 45L136 44ZM148 38V39H149ZM192 38V39H191ZM9 39H11V38H9ZM24 39L19 43V42H14V41H12V42H14V43H11V42H9V45H7V40H6V48H8V47H10V45H11V50L9 51V49H6V50H8V52H10V54L12 53V55H14V50H16V52H15V55H19V53L21 54V53H25V55H27V53H28V55L26 56V58H25V56L24 55H22V58H21V60H20V57H16L17 59H15V56H14V59L16 60V62L18 61V59H19V61L21 62L22 60H24V64H31V62H28V61H31V56H30V54L31 53H29V51H25V49H26V45L29 43V42H27L26 40L24 41ZM45 39V40H46ZM100 39H101V41L102 42H104V43H102V42H100ZM102 39H104V40H102ZM109 39H110V42H109ZM117 39H119V41H117ZM147 40L148 42V44L147 45H144V43H142L143 41H145V40ZM157 39H159V40H157ZM187 39V40H186ZM190 39V41H189V44H188V40ZM4 40V41H5ZM37 40V41H36ZM122 40H123V43H121L120 44V41L122 42ZM127 41V47H129L128 46V44L130 45V44H132V45H130V47L127 49V47H125V44H126V41ZM187 42H186V41ZM191 40H193V41H191ZM11 41V40H10ZM112 41V42H111ZM140 41H142V42H140ZM176 41V42H175ZM27 42V44L26 45H24V43H26ZM115 44H118L120 47H121V52L120 53H117V49H119L118 47H117V45L115 46L114 45V43ZM174 42L176 43V44H174ZM178 42V43H177ZM183 42H186V44L185 43H183ZM202 42V43H201ZM3 43V44H4ZM21 43H23V45L25 46H23ZM41 43V44H40ZM45 43V44H44ZM48 43V44H47ZM50 43V46L49 47H52V44ZM151 43V45H152V43H153V47H155V50L154 51H152V50H150L151 48H152V46H149V44ZM181 45H180V44ZM184 44V46H186V48L184 47H182L183 46V44ZM195 44V46L197 45L198 47H199V45H200V43L202 44V46H201V49L202 50H198V47H197V50L199 51V55H196V53H198V52H196V47H192V46H194V45H192L191 46V44ZM14 44H17L16 46L14 45ZM21 44V45H20ZM104 44H105V47L107 48L108 47V45H110L109 47H108V51L110 52L111 51V53H115V56H118L119 57V55L120 54H122V52L124 51V48L125 49H127V50H125V52H123V54L121 55V61H124L122 64L120 63V66H121V68H120V66L118 65L119 64V62H118V57H114L113 55H108L107 53H109L106 49H105V47H103L104 46ZM145 44H146V42H145ZM178 44V45H177ZM204 44V45H203ZM56 45V46H55ZM100 45L103 47H101L103 50L105 49V51H107V53H105V51H104V53L105 54H107V55H104V57L103 56H100V55H102L101 53H100V51H103L101 48H100ZM113 45H114V47H113ZM124 45V46H123ZM133 45H134V50L132 51V49H130L131 48V46L133 47ZM137 45V46H136ZM146 46V47H144V46ZM155 45V46H154ZM156 45H158V47L156 48ZM175 45H176V47H175ZM180 45V46H179ZM187 45H189V48H188V50L189 49H191V48H193V49H191V50H189L188 52L187 51H185L184 52V49L185 50H187ZM5 46V45H4ZM8 46V47H7ZM23 46V47H22ZM138 46H139V49H138ZM159 46H162V47H160V51H157L158 53V55H156L155 53H156V50L159 48ZM12 47H13V49H12ZM115 47H117L116 49H114ZM137 47V48H136ZM141 47V48H140ZM178 47V48H177ZM182 47V48H181ZM2 48H4V47H2ZM16 48V49H15ZM23 48H24V51H23ZM123 48V49H122ZM137 50H136V49ZM146 48H149V50L148 49H146ZM110 49V50H109ZM111 49H114L116 52H112V50ZM144 49V50H143ZM199 49H200V47H199ZM2 51H3V49H1ZM113 50V51H114ZM120 50V49H119ZM123 50V51H122ZM135 50H136V52H135ZM180 50V51H179ZM147 51H149V52H147ZM151 51V52H150ZM179 51V52H178ZM182 51V52H181ZM205 53H204V52ZM133 53V57H130V59H131V61H132V58H133V61L136 59V58H138L137 57V54L139 53V54H141L142 53V55L144 54V55H146L147 53L149 54V56H148V54L146 55V58L147 59H145V61L143 60V59H141V61L140 60H136V61H138L137 63V65H135L136 64V61L134 62V64H133V62H132V64H133V71H134V73L135 74H133V72L131 73L130 71H132L131 70V67L129 66V63L131 64V62H129L128 60H130L129 59V55H132V53ZM147 52V53H146ZM152 52L154 53V56H151V55H153L152 54ZM166 52V51H165ZM175 52H176V54H175ZM193 52H196V53H194L196 56H197V60H193V59H196V57H195V55H194V57L190 54V53H192L193 54ZM207 52V53H206ZM125 53H128V62H125V60L127 59L126 57V55H125V57L123 56ZM182 53H186V54H189V55H187V56H185V55H183V57L184 58H181L180 56H182L181 54ZM201 53H203V54H201ZM8 54V53H7ZM136 54V55H135ZM166 54H167V56H166ZM142 55L140 56V58L142 57ZM160 55V56H159ZM168 55H170V58H171V60L174 62V63H172V61L169 59V56ZM178 56V58H177V56ZM191 55V56H190ZM202 56V57H200V59L202 60H200L199 59V56ZM203 55H205V57H206V59L208 60V63H207V60L206 59H203L204 57H203ZM110 56V57H109ZM122 56L124 57V58H126V59H123L122 58ZM135 56H136V58H135ZM148 56V57H147ZM151 56V57H150ZM173 58H172V57ZM190 56V58H192L191 60H190V58H188ZM12 57V56H11ZM42 57H43V59L44 60H42ZM102 57V58H101ZM143 57H145V56H143ZM158 57V58H157ZM159 57L162 59V61L164 62L165 61V63H166V68L168 69V71H169V67H170V69L173 67V68H175L176 67V69H175V71L173 70V68L169 71V73L167 74V72L168 71H166V74L164 73L165 72V70L163 69V71L162 70H159L158 71V65H159V63L161 62V61H159ZM163 57V58H162ZM174 57H176L175 59H174ZM185 57H187V59L185 58ZM210 57V59H208ZM237 59H236V58ZM239 57H241V56H234L233 58L235 59V61H234V59L233 58H229L230 59V61H231V64L229 63V64H227V62H230L229 60H228V58L227 57H225L226 58V62H225V59L223 60V62H222V65H224V66H222V65H220L219 67L221 68L222 67V70H218L217 69V74H216V77H215V81L217 80L218 81V79H219V83L216 81L215 82V85L217 86H215V89L217 88V89H221L222 88V84H224V82L222 83V78L224 79L225 78V88L227 89V87H230L231 88V90L233 89L232 87H236L237 88V86H238V88L240 87H242L241 85H239V84H244V81L246 80L245 78H242V76L241 75H238L239 74V70L241 69V66L242 65H240L241 64V62L239 63V61L240 60H242V58H240V60H239ZM28 58V59H27ZM139 58V59H140ZM149 58V59H148ZM102 59V60H101ZM160 59V60H161ZM164 59V60H163ZM169 62H171L170 63V65H169V67H167L168 66V61ZM181 59V61H178V60H180ZM189 59V60H188ZM114 60H116L115 62H114ZM142 60H143V62H142ZM175 60H177V62L178 63H180V64H183L184 62V67L187 69V65L185 66V64H187V60H188V65H189V67L190 68H193L194 69V67L197 65V63L199 64V65H197V68L195 67V72L197 71V73H198V70L200 69V68H204L203 70L202 69H200L201 70V72H199L200 73V78L198 77L197 78V82H196V80H195V78L197 77V76H199L197 73H195V72H193V69H192V72H191V69H190V73L191 74H196V75H193V76H190V74H189V76H190V78H191V80L189 79V76H188V74H186L187 72H189L188 71V69H187V72H185L186 70H185V68L184 67H181L180 66V64H177V62L175 61ZM200 60V61H199ZM204 60H206V64H205V61ZM237 60V61H236ZM19 61H18V64H19ZM26 61H27V63H26ZM45 61V62H44ZM100 61H102V62H100ZM109 61H112L113 63L111 64V62H109ZM120 61V60H119ZM139 61H140V64H139ZM183 61V63H181ZM197 61H199V62H197ZM23 62V61H22ZM49 64H48V63ZM118 62V63H117ZM163 62H161L162 64H163ZM194 62H196V63H194ZM202 62V63H201ZM234 62L236 63V64H234ZM115 63V64H114ZM165 63L163 64V66H165ZM180 67V68H182V73L180 72V70L181 69H179L177 66H176V64ZM192 63V65H190ZM239 63V64H238ZM151 64V66H150V68H149V65ZM161 64V65H162ZM234 65V67L235 68H233L232 66H229V65ZM10 65L12 66V67H14V65H12L11 63H10ZM21 65H23L22 63H21ZM48 65H50V66H48ZM101 65V66H100ZM161 65H159V69L160 68H162L163 66H161ZM212 65V64H211ZM239 67H238V66ZM10 66V67H11ZM45 66H47V67H45ZM108 66V68H106ZM135 66H138V67H135ZM172 66V67H171ZM194 66V67H193ZM226 66V67H225ZM8 67H9V65H8ZM11 67V68H12ZM125 67V68H124ZM127 67L128 68H130V69H127ZM148 67V68H147ZM210 68V70L208 69V68ZM237 67V68H236ZM165 68V69H166ZM178 68V69H177ZM199 68V69H198ZM224 68V69H223ZM225 68H228V70H229V74H228V70L226 71L225 70ZM121 69H125V71H122ZM208 69V72L206 71ZM234 69V71L236 70V72L237 71H239V72H234V71H232ZM239 69V70H238ZM243 69V68H242ZM241 69V70H242ZM54 70V71H53ZM56 70V71H57ZM98 70V71H97ZM129 70V71H128ZM173 70V71H172ZM179 70V72H180V74L177 72V71ZM183 70H184V73H185V75L186 76H188L187 78H186V76L185 75H183ZM224 70L226 71V73H227V75H226V77H224L225 75H222V74H226V73H224ZM253 70H255V69H253ZM40 70H38L37 72H36V74H37V76H36V74L34 73L33 75L34 76H32L33 77V79L35 78H37L38 77V80H43V78H44V80H49V78H48V76L46 77V79H45V75H43V74H41V73H39V72H41ZM143 71V72H142ZM161 71V72H160ZM204 71H205V73H204ZM221 71H223L222 73H221ZM232 71V72H231ZM50 74H49V73ZM70 72V74L72 75V77L71 78H64V75H65V73H69ZM97 72H98V74H97ZM158 72H160V73H162V74H165L166 75V77L165 76H163V77H165V78H161V74H160V76L158 77L157 75L155 76V74H157ZM203 72V73H202ZM221 73V75H222V77H221V75L219 76V74ZM242 72V71H241ZM253 73H252V75L254 74L255 75V71H252ZM38 73L39 74H41V76L40 77H42V75H43V78L42 79H39L40 77H39V75H38ZM94 73V74H93ZM101 73H100V77H101ZM207 73V74H206ZM236 73V74H235ZM132 74V75H131ZM170 74H172L171 75V77L169 76ZM177 74H178V76H177ZM201 74H202V76H204V77H206L205 79H203V81H201V82H199V80H201ZM205 74V75H204ZM234 74H235V76H237V77H235L234 76ZM241 74V73H240ZM131 75V76H130ZM140 75V74H139ZM144 75V74H143ZM173 75V76H174ZM207 75V76H206ZM233 75V76H232ZM144 76H146V75H144ZM149 76V75H148ZM155 76V77H154ZM170 78H168V77ZM194 76H195V78H194ZM230 76V78H228V77ZM93 77V78H94ZM192 77H193V79H192ZM203 77V78H204ZM232 77L234 78V79H232ZM48 78V79H47ZM59 78H60V76H59ZM89 78V77H88ZM145 78V77H144ZM160 78V80H158ZM181 78H183V80L185 81V82H182L181 83ZM217 78V79H216ZM226 78H227V80H226ZM238 78V79H237ZM240 78H242L241 80H244L242 83H240L238 80H240ZM248 78H250L249 76H248ZM91 79V77L89 78V80ZM129 79V80H128ZM146 79H147V76H146ZM146 79H145V81H146ZM163 79V80H162ZM169 79V80H168ZM237 79V80H236ZM43 80V81H44ZM51 80H49L48 82L51 84V86H53L54 85V87H55V89L57 88L56 86H55V84H53V82L51 81ZM154 80V81H153ZM193 80H195V81H193ZM207 82L206 83V85L208 84V86H206L205 85V81ZM126 81V82H125ZM127 81H129V82H127ZM133 81V80H132ZM137 81H140V80H137ZM143 81H144V79H143ZM144 81V82H145ZM160 81H162L161 83H162V85L159 83ZM164 81V82H163ZM187 81L190 83H187ZM231 81H233L232 83H231ZM236 81V82H235ZM239 83H238V82ZM47 82V81H46ZM57 82V83H56ZM166 82V83H167ZM192 82H194L195 84V87L193 86V83ZM202 83L201 85L203 86V85H205V87H200L199 86V84H197V83ZM226 82H229V83H231V84H226ZM246 82H247V80H246ZM59 83H61V84H59ZM147 83V82H146ZM145 83V84H146ZM165 83V84H166ZM53 84V85H52ZM169 84L167 83V87L169 86ZM192 84V85H191ZM219 85V87H218V85ZM233 84V85H232ZM236 84H238L237 86H236ZM64 85H68L67 83L66 84H64ZM63 85V87H65ZM69 85V86H70ZM147 85V84H146ZM69 86H66L65 88L67 89V87H69ZM148 86H149V84H148ZM146 86L147 87V90H146V93L147 94H149L148 93V91L150 92V91H154V92H156V90H159L158 88L156 89L154 86ZM165 86V85H164ZM227 86V87H226ZM54 87L51 89V88H49V90H43V88L45 89V87H43L42 88V90H41V94H40V96H43L42 94H43V92L44 91H46V92H48L47 94H46V92H45V94H44V96L45 97H43V99L45 100L46 99V95H48V94H50L49 92H51L52 91V95L51 96H53V94L55 93L56 94V91L59 89V88H57V90H54ZM63 87H62V85H61V88L63 89ZM167 87H162L161 88V91H163L164 89H166ZM209 87V88H208ZM214 87V86H213ZM65 88H64V90H65ZM183 88V89H182ZM185 88H187V89H185ZM198 88V89H197ZM203 88V89H202ZM230 88H228V89H230ZM235 88V89H236ZM33 89V88H32ZM32 89H29L30 91L32 90ZM36 89V91H37V89H39L38 90V94H39V91H40V89H41V87H39V88H35ZM62 89H59L58 90V92H57V94H59V92L62 90ZM151 89V90H150ZM27 91L28 93H30V91ZM34 90V89H33ZM32 90V93H34L35 94V90L33 91ZM51 90V91H50ZM223 90H225V89H223ZM222 90V91H223ZM53 91H55V92H53ZM152 91V93H150V95L151 96H154V92ZM207 91V92H206ZM233 91V90H232ZM26 92V93H27ZM62 92H63V90H62ZM160 91H158L157 93H159ZM216 92H217V94H219L220 93V91L218 92L217 90H216ZM17 93H19V92H17ZM23 93V92H22ZM25 93V94H26ZM36 93V94H37ZM145 93V94H146ZM154 93V94H153ZM198 93H196V95L198 94ZM209 93H211V92H209ZM20 95V97H22L23 95H24V93H23V95L21 94V93H19ZM31 94V93H30ZM33 95V97H35V96H37L36 98L38 99V94L37 95ZM54 94V96H56ZM145 94H143V95H145ZM207 94V95H206ZM237 94H239V96H237ZM242 94V93H241ZM241 94L238 92V93H236L234 96H236V98L235 99H237V100H234L233 98V101H236L237 103H238V105L237 104H234L233 106H234V108L235 107H237L236 109H234V113H233V116L232 117H234V114H235V110L236 111H240L241 110V108L243 109V108H246L245 107V104H246V102L244 101V99L246 98H243V97H241ZM244 94V93H243ZM32 95V94H31ZM140 96H142V94H139ZM150 95H148L149 97H150ZM205 95V96H204ZM16 96V95H15ZM27 96H29V94H27ZM26 95L25 96H23V97H27ZM49 97V99L48 100H50V95H48ZM147 95H145V97H146ZM198 96V95H197ZM231 96H232V94H231ZM231 96L229 97V98H231ZM242 96H244V95H242ZM19 97V101H21L22 99H25V98H20ZM57 97V98H56ZM55 98L57 99V104H58V102L60 101L59 100V98H58V96H56ZM199 97V96H198ZM17 99H18V95H17V97H16ZM54 98V97H53ZM154 98V97H153ZM194 98L197 100L198 98H196V96H194ZM229 98H228V103L229 102H233L232 101V99H230L229 100ZM42 99V97H41V101L43 100ZM155 99V98H154ZM194 99V100H195ZM240 99V100H239ZM243 99V100H242ZM27 99H25V100H22L23 101V103H25V101H26ZM43 100V102H42V105H41V109H46V106L48 107L47 109H49V108H51L52 106H50V103H52V105H53V111H54V113H55V110H56V108H57V111H56V114H54L51 110L49 111V113L48 114H50V116L52 117V115H55V116H57V114L59 113L60 115H61V112L63 113L64 112V107H65V105L66 104H63V103H61V104H63V106L62 105H58V107H63L62 108V110L60 109V108H58L57 106L54 108V104H53V99L51 98V100H52V102H50L49 104H48V102L49 101H47V103H45L46 104V106L44 105L43 106V104H44V102L46 101H44ZM55 100V99H54ZM151 100H152V102L154 101L152 98H151ZM195 100V101H196ZM21 101V102H22ZM199 101V99L197 100V102ZM240 101H242V103L244 104L243 106L241 105L242 103L240 102ZM61 102V101H60ZM240 102V103H239ZM55 103V102H54ZM56 104V105H57ZM231 104H233V103H231ZM69 105V104H68ZM67 105V106H68ZM21 106V105H20ZM23 107H26L25 105H22ZM239 106V107H238ZM22 107V108H23ZM43 107V108H42ZM240 108V109H239ZM46 109V110H47ZM239 109V110H238ZM2 110H3V108H2ZM2 110L0 109V121L2 122V123H0V126H1V131H0V151L2 150L1 149V147L3 148V150H4V148L7 146L8 147V145L10 146V147H6V150L8 149V150H10L9 148H11V147H13L12 145L14 144V145H17V146H19L17 149L16 148H14V150L15 151H19V150H21V148L22 149H25V151L27 150V152H32L33 151V149L32 148H30L29 146L27 147V146H25L24 147V144H20V143H17L18 141H16V143H15V139L17 138V140H19V138L18 137H16L15 138V136H16V134H17V130H16V128L15 127H13V124H12V119L14 120L15 118H16V115L14 114V113H5L4 114V112H2ZM45 110V111H46ZM48 111V110H47ZM59 111V112H58ZM50 112H52V115H51V113ZM58 112V113H57ZM11 115V116H10ZM59 115V116H60ZM236 115L238 116V114L236 113ZM235 115V117L234 118H237V116ZM9 116L11 117V120H10V118H9ZM54 116V117H55ZM14 117V118H13ZM58 117V116H57ZM246 119H248V120H246ZM249 119L250 118H245V122H246V124H247V126L248 127H251L252 128V130H254V131H258V130H260V127H259V125H258V123H254L255 121H253V123H254V125L255 126H253L252 124V122L251 121H249ZM37 120V124H38V126H39V131H42V130H46L45 132H46V134H48V135H50L51 137H55V138H59V137H61V133L59 132V131H56V130H53V129H50V128H47L46 127V125H45V122L43 121V119L41 120V118H37L36 119ZM40 120V121H39ZM10 121V122H9ZM251 122V126H250V123L249 122ZM48 122H50V121H48ZM241 122V121H240ZM4 123V124H3ZM11 123V124H10ZM42 123V124H41ZM2 124V125H1ZM41 124V125H40ZM44 127H46V128H44ZM253 127L255 128L256 127V129H253ZM259 128V129H258ZM11 129H12V131L15 133H13L12 131H11ZM7 131H9V132H7ZM5 132V133H4ZM51 132V133H50ZM11 133H12V136H13V138H12V136H11ZM44 133V132H43ZM52 133H54V135L52 134ZM60 133V134H59ZM15 135V136H14ZM18 135V134H17ZM53 135V136H52ZM59 135V136H58ZM5 136L7 137V139L5 138ZM2 137H3V139H2ZM9 137L11 138V139H9ZM7 140L5 143H4V141L3 140ZM13 141L14 143L13 144H10V141ZM9 141V144H7V142ZM12 143V142H11ZM66 143L68 144V143H70V141L69 140H66ZM3 144H5V145H3ZM19 144V145H18ZM5 146V147H4ZM17 146H15V147H17ZM21 147V148H20ZM20 148V149H19ZM30 149H32V150H30ZM13 150V149H12ZM12 150H10L11 152H9V154H8V157H5L4 159V162H3V165H1V169H0V198L2 197V196H5L6 195V193H8L9 192V190H10V187L9 186H7L6 187V185L5 184H11V182H13L14 180H18V181H20V180H22V178L25 180V176L28 174V173H30L31 171H32V173L34 174V176H37L38 175V171L39 170H41V171H39L40 173V175H41V172H42V176H37V177H32L31 179H30V177L33 175L32 173H30L31 175L29 176V174H28V177H29V180H31L33 183V186L35 185V184H37L38 183V185H35L34 186V189L35 190H38V191H42V192H47V191H49V190H51V187L53 186V188H52V190L53 189H55L56 188V186H54V185H49V187L47 186V185H45L46 183L44 182V184L43 185H45V186H47L48 188H50V189H48V188H46L45 186H43L40 182H41V180H44V179H47L49 176H54V177H56L57 175H58V173H60L59 172V169H55V168H47V169H41V168H39V167H37V161L36 160H28V159H26V160H24V159H20V157H19V160L17 161V155H15V151L13 150V153H12ZM2 152V151H1ZM3 152H5V151H3ZM29 152V153H30ZM11 153L13 154V157H15L16 159H14L13 157H10V155H11ZM33 153V152H32ZM32 153H30V154H32ZM36 152H34L33 154H35ZM1 155V154H0ZM35 155H38V154H35ZM12 156V155H11ZM40 155H38V157H39ZM1 157V156H0ZM11 159H10V158ZM86 157V158H85ZM39 158H42V157H39ZM47 158V157H46ZM1 159V158H0ZM14 159V160H13ZM83 159H87V160H90L91 159V157L90 156H84V158ZM8 160V161H7ZM10 160V161H9ZM21 160V161H20ZM16 161V162H15ZM34 161V162H33ZM83 162H85V160L84 161H82L81 163H79V166H71L72 167V169H73V171L72 170H63V172H68V173H74V172H76V171H79L77 174L75 173V176L77 177H79V175H91V174H93V173H95V171H96V168H91V167H86V166H84L83 168H81L82 167V165H84V163ZM7 163V164H6ZM9 163L11 164V163H13V164H11L10 166H9ZM26 163V164H25ZM23 164H25V165H23ZM35 164V165H34ZM5 165L7 166V167H5ZM16 165V166H15ZM81 165V166H80ZM3 167V168H2ZM74 167V168H73ZM77 167V168H76ZM80 167V168H79ZM7 168V169H6ZM35 168L37 169V168H39L38 170H37V172H35ZM91 170H90V169ZM95 169V171H92V170H94ZM1 170H3V171H1ZM11 170H13V171H11ZM88 170V171H87ZM9 171H11V172H9ZM70 171V172H69ZM83 171V172H82ZM90 171H92V172H90ZM62 172V171H61ZM87 172H89V173H87ZM6 173V174H5ZM10 176H9V175ZM12 174H13V176H12ZM37 174V175H36ZM63 174H65V173H63ZM5 175H7V176H5ZM71 175H73V174H71ZM9 176V177H8ZM12 176V177H11ZM74 176V175H73ZM27 177V176H26ZM27 177V178H28ZM39 177V178H38ZM76 178L75 179V181H71L70 183V187H74L73 189H74V191L75 192H73V190H68L69 191V194H67L68 193V191L67 190H63L62 189V191L64 192V193H62V191H61V189H59V187L57 188V190L55 191V192H53V191H51V193H55L56 194V196L57 195H59L61 198H59L58 199V201H57V203L55 204H53V203H48V202H42V203H40V206L39 205H37L38 206V211L40 210L41 212H43V210H44V214L43 213H39L40 215L41 214H43L42 216L43 217H41L40 216V221H42L41 222V230H42V228H44L43 226V224H46V222H49V223H47V225L45 226V228L47 229V226H49L48 228L49 229H51V227H52V225L50 226L49 224H51V223H54V225H53V227L54 228H52L51 230H49L51 233L50 234H46L45 232L43 233V231L44 230H46V229H43L41 232H39V233H43V234H40V238L41 239H49V237H46L47 235L49 236H52V234H53V236H52V238H54V236H55V240L50 244V242H51V240L50 239H52L51 237H50V239H49V242L48 243H46V242H41V243H38V239H39V235L36 237V239L33 241V242H27V243H31L32 245L34 244V247H32L33 248V251H34V253L32 252V254H31V252H30V254L32 255V258L34 257V255H35V260L36 261H38V263H39V261L41 262V263H48L49 261V264H52V263H55V264H57V262L59 261V263L58 264H72L71 262L73 261H75L74 259L75 258H77V259H81V258H86V257H88L90 260H91V258H93L94 260L93 261H96L98 264H102L103 262H105V261H107L108 260V262H109V264L110 263H114V264H130L131 263V261L132 260H134L135 259V257H142L141 256V253L143 252V251H139L140 253H138V251H136V252H130V253H125V254H121V256H117V257H115V255H114V247L117 245V244H120L121 242H125L126 240L127 241H129V243L128 244H130V243H133V242H135V241H137L139 238H137L136 237V235H134V234H131V235H133L132 237L133 238H131V235L129 234V233H127V234H129V235H127L126 233H122V234H124V236H126V237H124L123 235V237L122 236H119V237H115V236H113V233L114 232H111L112 230H110L109 229V227L106 229V228H104V229H106V230H102L103 228L102 227H99L100 226V216L103 214H101V215H99L100 214V211H96L94 208H93V206H94V203L96 204V202H97V204L98 205H100V203H101V201H102V199L103 200H106L107 198V202H108V204H110L111 205V210H112V217H110L111 218V220L114 218V216L115 217H118V211H119V213H127V214H130L131 215V211L133 210L132 209V206H133V208L135 209V208H138L139 207V204H142V202L140 203V201H142V200H137L136 201V199L135 198H133V197H131V196H124L125 194H126V190H125V188H122L123 186H119V187H117V185H113V187H112V190H111V192H109V193H107L106 195L105 194H100V191H98V195H96L94 198V201H93V203H92V200L91 201H89V202H91L90 204L88 203V200H87V202L86 203H82V199H83V192H80V190L82 189V186H84L83 185V183L80 181V179L79 178ZM26 178V179H27ZM34 178V179H33ZM42 178V179H41ZM33 179V180H32ZM39 179H41V180H39ZM37 181V183H36V181ZM38 181H40V182H38ZM77 183V184H76ZM7 184V185H8ZM9 184V185H10ZM41 184V185H40ZM80 184V185H79ZM78 185V186H77ZM82 185V186H81ZM66 186H67V184H66ZM116 186V187H115ZM55 187V188H54ZM7 188V189H6ZM75 188H76V190H75ZM116 188V189H115ZM59 189V190H58ZM79 191H78V190ZM114 189V190H113ZM121 190V191H120ZM58 191H61V192H59V193H61V194H59L58 193ZM70 191H72V192H70ZM92 191H94V190H92ZM115 191V192H114ZM79 192V193H78ZM113 192V193H112ZM19 193H22V192H19ZM49 193V192H48ZM82 195H81V194ZM54 194V195H55ZM65 194H67V195H65V197H69V198H65L64 197V195ZM80 194V195H79ZM109 194V195H108ZM112 194V195H111ZM69 195H71V196H69ZM19 197L21 196V197H23V200L25 199L26 200V202H30V200L32 199V197H31V194H28L27 196L25 195V197L22 195V194H19L18 195ZM110 196V197H109ZM116 198H115V197ZM19 197H17V199H15L16 200V203L15 202H11V203H6L7 205H8V208H7V205L5 206V204H4V206L3 207H1V205L2 204H0V237H3V239L1 240V241H3V240H7V239H9V241L11 242V240H12V242L13 241H16V240H18V239H21V238H15L16 237V234H15V230L16 229H18V228H15V227H18V226H20V223H21V220H26V221H28L29 222V220H31L32 219V217H28L27 215H23V214H21L20 215V213L18 214L17 212H13V211H15L17 208L19 209V208H21V207H19L20 205H21V200H22V198H19ZM65 199H64V198ZM124 197H125V199H124ZM18 198H19V203H18ZM118 198V199H117ZM129 200H128V199ZM135 200H133V199ZM112 199V201H110ZM122 199V200H121ZM127 199V200H126ZM14 199H13V201H15ZM22 200V204H24V205H26V204H28V203H24L25 201H23ZM61 200V201H60ZM62 200H63V202H62ZM66 200L69 202H66ZM71 200V201H70ZM119 200H120V202H119ZM1 201V200H0ZM62 203H60V202ZM78 201H80V202H78ZM99 201V202H98ZM66 202V203H65ZM77 202V203H76ZM110 202H112V204L110 203ZM31 203H34L32 200H31V202H30V204H29V206L31 205H34V207H36V205L35 204H31ZM45 203V204H44ZM69 204V208H68V205L66 206V204ZM114 203H115V205H114ZM118 205H117V204ZM13 204V205H12ZM15 204V205H14ZM17 204H20V205H17ZM43 204H44V206H43ZM64 204V205H63ZM72 204H73V206L74 207H71L72 206ZM74 204H76V205H74ZM79 204H83V206L82 205H80L79 206ZM96 204V205H97ZM135 204H138V205H135ZM64 206V209L61 207V206ZM94 206V207H97V206ZM114 205V206H113ZM11 206H13V207H11ZM56 206V207H55ZM58 206H60V208H58L57 209V207ZM90 208H89V207ZM112 206H113V208H112ZM118 206H120V208H118ZM124 206V207H123ZM126 206V207H125ZM138 206V207H137ZM43 209H42V208ZM88 207V208H87ZM116 207V208H115ZM11 208V209H10ZM16 208V209H15ZM56 208V209H55ZM71 208H72V210H74L75 209V211H77V212H75V211H72L71 210ZM78 208H79V211H78ZM93 208V209H92ZM115 208V209H114ZM123 208V209H122ZM13 209V211H11ZM15 209V210H14ZM68 209V210H67ZM80 209H82V211L80 210ZM86 209V210H85ZM120 209V210H119ZM128 209V210H127ZM132 209V210H131ZM33 210V209H32ZM35 211H37L36 209H34ZM71 210V211H70ZM93 210V211H92ZM105 210V209H104ZM115 210V211H114ZM118 210V211H117ZM126 212H125V211ZM16 211H18V210H16ZM52 211V212H51ZM66 211L68 212V213H70V215H67L68 213H66ZM70 211V212H69ZM86 212L87 213V211H88V213H90V214H88L89 216H87V218H96L97 220H95V219H93V220H90L89 222H87L89 219H87L86 220V223H85V221L81 218V217H79L80 218V220H77V219H79L78 218V216H74V217H76V218H73V215H78V214H85L84 212ZM94 211H96V212H94ZM73 212H75V213H73ZM79 212V213H78ZM81 212V213H80ZM105 213V215H104V217H106V215H107V212L106 211H104ZM133 212V211H132ZM73 215H72V214ZM78 213V214H77ZM94 213V214H93ZM97 213H98V216H97ZM18 214V215H17ZM81 214V215H82ZM23 215V216H22ZM45 215V216H44ZM71 215H72V217H71ZM18 216H22L21 218V220H20V217H18ZM28 217V218H26V217ZM17 217L19 218L18 220H16L17 219ZM71 217V218H70ZM48 218V219H47ZM99 218V219H98ZM81 220H83L82 222H81ZM98 220H99V222H98ZM115 220H116V218H114L113 220H112V223H111V226L113 227V225L115 224V225H117L118 226V224L117 223H119V225H120V223L122 222V220H120V221H118V220H116L117 222H115ZM127 220H129V219H127ZM94 222V224H93V222ZM32 222H34V220L32 221ZM45 222V223H44ZM51 222V223H50ZM97 224H96V223ZM115 222V223H114ZM16 223H17V225L18 226H16ZM91 224V225H90ZM93 224V225H92ZM113 224V225H112ZM15 225V226H14ZM59 225V226H58ZM62 225V226H61ZM97 225V226H96ZM114 225V226H115ZM94 228H93V227ZM117 226H115V227H117ZM55 227H57V229L55 228ZM115 227H113V229H116L115 231L116 232H119V233H121L120 232V230H119V228L117 229V228H115ZM61 230H60V229ZM68 228H70V229H68ZM53 229H56L55 230V233H58V234H54V230ZM65 229H67V230H65ZM74 229V230H73ZM94 229V230H93ZM70 230V231H69ZM76 230V231H75ZM85 230H88V231H85ZM96 230V231H95ZM117 230H119V231H117ZM49 231L47 232V233H49ZM53 231V232H52ZM65 231V232H64ZM80 231H83V233H81ZM95 231V232H94ZM105 231V232H104ZM13 232V233H12ZM69 232V233H68ZM86 232V233H85ZM88 232V233H87ZM93 232V233H92ZM99 232V233H98ZM101 232V233H100ZM104 232V233H103ZM12 233V234H11ZM61 233V234H60ZM65 233H66V235H65ZM68 233V234H67ZM78 233V234H77ZM90 233V234H89ZM97 233V234H96ZM6 234H8V236H11L10 238H8V236L6 235ZM72 234V235H71ZM79 234H81V235H79ZM83 234V235H82ZM99 234V235H98ZM103 234V235H102ZM109 234H111V235H109ZM115 235H117L116 233H114ZM2 235V236H1ZM4 235V236H3ZM13 235H14V237H13ZM78 235V236H77ZM91 235V236H90ZM42 236L44 237V238H42ZM63 236V237H62ZM66 236V237H65ZM72 236V237H71ZM95 236V237H94ZM105 236H107V237H105ZM130 237V238H127V237ZM5 237V238H4ZM65 237V238H64ZM74 237H76L77 239L78 238H81V240L83 239L82 237H84V242L86 243V241H88L86 244L85 243H82V241L80 240V239H76V238H74ZM86 237V238H85ZM88 237V238H87ZM109 237V238H108ZM121 237H122V239H121ZM135 237V238H134ZM7 238V239H6ZM14 238L16 239V240H14ZM59 238H60V240H59ZM69 239V240H67V239ZM71 238H72V241H71ZM119 238V239H118ZM127 238V239H126ZM136 238H137V240H136ZM40 239V240H41ZM46 239V241H48ZM64 239H65V241H64ZM98 239V240H97ZM99 239L101 240V239H103V241H99ZM107 239V240H106ZM125 239V240H124ZM132 240V239H134V241L132 240V241H130V240ZM62 240V241H61ZM74 240V241H73ZM97 240V241H96ZM111 240V241H110ZM119 240H120V242H119ZM123 240V241H122ZM9 241L7 240V241H3V244L1 245V243H0V245L2 246V251H3V249L5 248V246H7L6 247V249L8 248V246H10V243H9ZM43 241V240H42ZM77 243H76V242ZM79 241V242H78ZM117 241V242H116ZM58 242H60V243H58ZM75 242V243H74ZM81 242V243H80ZM91 242H92V244H91ZM96 242V243H95ZM44 243V244H43ZM104 243V244H103ZM107 243V244H106ZM109 243H111V244H109ZM6 244V245H5ZM9 244V245H8ZM54 244V245H53ZM57 244V245H56ZM89 244V245H88ZM102 244H103V246H102ZM4 245V246H3ZM91 245V246H90ZM96 245V246H95ZM107 245V246H106ZM111 245V246H110ZM47 246V247H46ZM56 246V247H55ZM77 246V247H76ZM90 248H89V247ZM114 246V247H113ZM49 247V248H48ZM67 247V248H66ZM70 247H72V248H70ZM75 249H74V248ZM79 247V248H78ZM35 248V249H34ZM51 248V249H50ZM87 248H89V249H87ZM103 249V250H100V249ZM106 248V249H105ZM113 248V249H112ZM1 249H0V258H3L4 257V252H2L1 251ZM6 249H4V251L6 250ZM43 249H45V250H43ZM77 249V250H76ZM79 249V250H78ZM83 249V250H82ZM87 249V250H86ZM109 249V250H108ZM85 250H86V253H85ZM143 250V249H142ZM101 251V252H100ZM109 251V252H108ZM112 251V252H111ZM114 251V252H113ZM43 254H42V253ZM69 252H72V254L70 255L69 254ZM74 252V253H73ZM79 252V253H78ZM82 252H84V253H81ZM91 252V253H90ZM102 252H103V254H102ZM105 252H107V253H105ZM89 253H90V255H91V257H90V255H89ZM93 253L95 254V256L93 255ZM99 253V254H98ZM104 253H105V255H104ZM111 253V254H110ZM135 253H137V256H136V254ZM3 254V255H2ZM34 254V255H33ZM80 254V255H79ZM98 254V255H97ZM100 254H101V256H100ZM107 254V255H106ZM110 254V255H109ZM118 254H119V252H118ZM127 254H128V256H127ZM140 254V255H139ZM31 255H30V257H31ZM87 255V256H86ZM112 255H114V257H112ZM124 255V256H123ZM135 255V256H134ZM144 255V254H143ZM6 257L8 256V255H5ZM86 256V257H85ZM93 256V257H92ZM133 256H134V258H133ZM67 257H69V258H67ZM78 257H80V258H78ZM104 259H103V258ZM108 257H112V258H108ZM120 257V258H119ZM124 259H123V258ZM130 257V258H129ZM139 257V258H140ZM33 258V259H34ZM71 258H73V259H71ZM95 258H98V259H95ZM118 259V261H117V259ZM138 258V259H139ZM65 259V260H64ZM107 259V260H106ZM110 259V260H109ZM112 259V260H111ZM116 259V260H115ZM126 259H128L127 261H125ZM130 259H132V260H130ZM48 260V261H47ZM65 261V263H63L64 261ZM67 260V261H66ZM120 260H121V262H120ZM122 260H124L123 262H122ZM43 261H45V262H43ZM99 261V262H98ZM103 261V262H102ZM130 261V262H129ZM68 262V263H67ZM95 262V263H96ZM107 262V263H108ZM119 262V263H118ZM126 262V263H125ZM134 262V261H133ZM5 263V262H4ZM46 263V264H47ZM94 263V262H93ZM112 263V264H113ZM7 264V263H6Z\"/></svg>",
	"mask_w": 264,
	"mask_h": 264
}]
</instances>
